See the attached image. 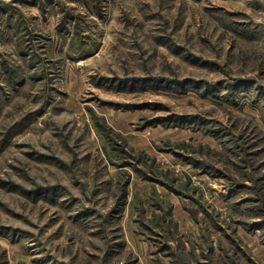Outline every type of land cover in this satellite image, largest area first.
<instances>
[{"label": "rangeland", "instance_id": "1", "mask_svg": "<svg viewBox=\"0 0 264 264\" xmlns=\"http://www.w3.org/2000/svg\"><path fill=\"white\" fill-rule=\"evenodd\" d=\"M0 264H264V0H0Z\"/></svg>", "mask_w": 264, "mask_h": 264}]
</instances>
